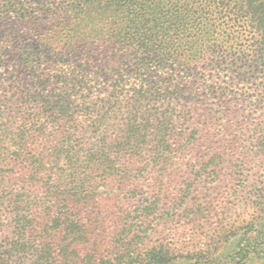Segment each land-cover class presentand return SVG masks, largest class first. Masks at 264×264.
Listing matches in <instances>:
<instances>
[{
	"label": "trees",
	"instance_id": "16d2710c",
	"mask_svg": "<svg viewBox=\"0 0 264 264\" xmlns=\"http://www.w3.org/2000/svg\"><path fill=\"white\" fill-rule=\"evenodd\" d=\"M4 26L15 32L0 42V264L260 256L247 234L219 253L236 233L225 225H205L214 240L199 248L181 235L213 217L205 184L217 164L200 146L216 125L226 152L264 155L262 0H0ZM148 160L138 221L100 211L98 188L133 178L137 191ZM164 215L181 230L148 244L134 233Z\"/></svg>",
	"mask_w": 264,
	"mask_h": 264
},
{
	"label": "rangeland",
	"instance_id": "374dc122",
	"mask_svg": "<svg viewBox=\"0 0 264 264\" xmlns=\"http://www.w3.org/2000/svg\"><path fill=\"white\" fill-rule=\"evenodd\" d=\"M262 1L264 2V0ZM14 29L13 27L9 28V26L0 27V42L3 41L4 38H7L8 35L14 34ZM12 53L11 51L10 54L13 55ZM242 110L245 111L246 114L253 112V108L249 105H245ZM189 127L190 128H187V126L183 127L181 130L186 132L185 134L187 135L193 129L192 126ZM213 130L214 134L209 141L204 142L201 140L200 146L201 148L206 146L208 150L212 149L209 152L206 150L204 152L200 151V154H205L207 152L210 157H214V164H217V172L215 174H213V172L210 173V178L213 182H210V179H208L205 184L207 197L210 198L212 204L211 209L213 210V217L208 218L207 221H196L193 226L186 227V229L194 228L195 231L191 230L188 233L186 230L184 234L180 232L179 235L182 234L181 237L184 235H194L195 242H198L197 248H199L203 245H211L214 240L213 238L215 235L212 231L208 230V228L205 229V225L209 228H214L216 225H225L227 229H231L236 233L228 237V240L218 252L236 250L238 242L240 243V240L244 239L242 236L245 234H247L245 237L256 236L258 240L256 250L260 256L255 258L252 264H264V259L261 256V254H264V252H262L264 246L259 243L260 238L264 239V155L257 157L254 151L251 150V146L247 144L246 147L249 153L238 159L236 155H232L226 152L227 150H224V148L228 147V143L230 142L229 138L227 136H221V131L217 125ZM204 133L203 131L202 135H204ZM192 140L193 139H191L190 143L193 142ZM220 158L224 160V163L219 162ZM149 160V172L148 174H143V177L139 179L140 187L137 191H132L133 187L129 184L134 181L133 178H131L125 186H115L112 187V189L98 188V192H102V198H106V200H102L100 204V211L109 218L116 214L117 211H120L118 216H125V214H128L130 218H135V220L138 221L137 211L140 210L141 204L145 205V200H148L150 196L147 195L148 190L142 186H146L149 178H151L156 171L154 164L149 163ZM231 163L233 166L234 164H244L246 167L243 168V171L241 169L237 170L232 167ZM197 180L200 181V183L203 180L201 179L200 173L197 174ZM201 185L203 186V184ZM224 204H226V212L222 213V206H224ZM173 219L174 217L171 215H164L161 220H155L150 224L146 233H144L143 227L139 230H134V233L138 234L146 244L157 242L171 232H179L181 230H177L179 228L173 223ZM109 224L110 222L105 221L104 226L108 228ZM137 224H139V222ZM183 240L185 239H180V241ZM243 245L244 244H242V246Z\"/></svg>",
	"mask_w": 264,
	"mask_h": 264
}]
</instances>
